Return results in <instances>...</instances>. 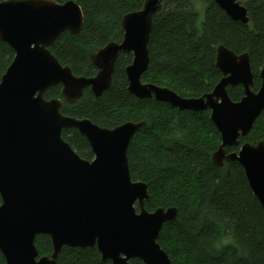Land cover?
I'll return each instance as SVG.
<instances>
[{
    "label": "water",
    "instance_id": "1",
    "mask_svg": "<svg viewBox=\"0 0 264 264\" xmlns=\"http://www.w3.org/2000/svg\"><path fill=\"white\" fill-rule=\"evenodd\" d=\"M233 21L248 24L246 8L238 0H213ZM163 0H146L141 10L122 19L120 44L110 42L89 57L98 73L77 77L50 53L63 34L78 35L84 17L75 1L5 0L0 2V41L14 51V59L0 80V253L6 264H57L63 247L97 248L103 262L172 264L158 243L164 223L176 218L175 208L145 209V183L133 181L127 150L145 122L101 128L88 119L64 116L90 88L99 99L111 85L120 54H132L126 68L128 92L139 99L166 103L180 111H210L221 136L213 162H237L264 211V142L244 143L264 114V64L257 92L247 53L217 49L216 66L222 79L200 98H184L174 91L143 83L149 65L148 42L153 18ZM62 86V99L46 100L45 92ZM242 86L243 98L234 102L227 88ZM76 130L88 142L94 159H82L61 136ZM238 147L227 153L226 148ZM49 236L52 254L39 257L35 239Z\"/></svg>",
    "mask_w": 264,
    "mask_h": 264
},
{
    "label": "trees",
    "instance_id": "2",
    "mask_svg": "<svg viewBox=\"0 0 264 264\" xmlns=\"http://www.w3.org/2000/svg\"><path fill=\"white\" fill-rule=\"evenodd\" d=\"M52 1H75L84 22L78 35L63 33L48 48L50 53L75 76L91 77L96 71L89 57L110 42L120 43L123 17L141 10L146 0ZM238 1L247 10L246 25L231 20L213 0H163L153 18L149 65L142 82L168 88L184 98H200L222 79L216 57L218 47L224 46L236 55L248 54L252 90L257 92L264 64V0ZM14 56L0 41V80ZM131 62V55L120 54L111 85L101 97L95 99L86 89L81 100L73 105L65 103L61 113L106 129L145 122L128 146L129 170L133 181L147 186V211H177L174 220L163 224L158 238L172 264H264L263 208L237 162H225L222 167L214 164L221 136L210 120V111H180L153 98L130 94L125 69ZM227 91L234 102L244 96L242 86L228 87ZM44 98L62 99V86L49 88ZM61 136L82 159L93 160L88 142L76 130L65 129ZM240 142H264L263 115ZM225 150L232 153L239 148ZM35 246L39 257L52 254L49 236H37ZM0 264H6L1 253ZM57 264L111 262H103L97 248L63 247ZM130 264L143 263L133 259Z\"/></svg>",
    "mask_w": 264,
    "mask_h": 264
},
{
    "label": "flooded vegetation",
    "instance_id": "3",
    "mask_svg": "<svg viewBox=\"0 0 264 264\" xmlns=\"http://www.w3.org/2000/svg\"><path fill=\"white\" fill-rule=\"evenodd\" d=\"M123 31V30H122ZM123 36H124V33H123ZM123 40V39H122ZM122 42V41H121ZM120 42V43H121ZM115 43H117V42H115ZM120 43H118V44H120ZM96 53V52H95ZM94 54V53H93ZM92 54V55H93ZM126 55H131L132 56V61H133V55L132 54H126ZM119 57V56H118ZM132 63V62H131ZM94 67V66H93ZM127 68V67H126ZM94 69H95V71H96V74L95 75H93V76H91V77H86V78H94L96 75H97V73H98V70L94 67ZM125 74H126V69H125ZM127 77V76H126ZM128 80V79H127ZM90 92H91V90H90V88H87ZM86 90V89H85ZM84 90V91H85ZM92 93V92H91ZM93 95V94H92ZM263 116H264V114H262ZM94 159V158H93ZM92 161V160H91Z\"/></svg>",
    "mask_w": 264,
    "mask_h": 264
}]
</instances>
